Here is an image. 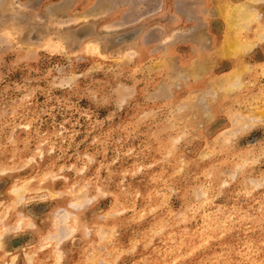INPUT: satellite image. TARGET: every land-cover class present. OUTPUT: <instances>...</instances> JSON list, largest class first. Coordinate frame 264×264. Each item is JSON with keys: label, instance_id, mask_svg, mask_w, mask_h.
I'll use <instances>...</instances> for the list:
<instances>
[{"label": "rangeland", "instance_id": "obj_1", "mask_svg": "<svg viewBox=\"0 0 264 264\" xmlns=\"http://www.w3.org/2000/svg\"><path fill=\"white\" fill-rule=\"evenodd\" d=\"M0 13V264H264V0Z\"/></svg>", "mask_w": 264, "mask_h": 264}, {"label": "bare ground", "instance_id": "obj_2", "mask_svg": "<svg viewBox=\"0 0 264 264\" xmlns=\"http://www.w3.org/2000/svg\"><path fill=\"white\" fill-rule=\"evenodd\" d=\"M219 7V6H218ZM216 7H214V10L216 11L215 9ZM228 10V9H227ZM226 10V12H227ZM250 11V10H248ZM212 12V11H211ZM223 13V12H222ZM228 16L230 18L229 21H232V19L234 18L236 20V22H240V21H245L246 22V19H247V15H245L243 13V7L242 6H238V7H234V9L232 11H230L228 13ZM227 17V16H226ZM228 18V19H229ZM227 19V18H226ZM244 46L238 44L237 42L233 41V40H230L229 37L227 38H224L222 40V43L221 45L219 46L218 48V53L220 55H229V56H233L235 52H241L242 50H244ZM222 57V56H220ZM240 70V69H239ZM242 71V70H241ZM239 71H235L234 72V76L235 78L237 77V74H238ZM237 80V79H236ZM237 85V84H236ZM213 87H215L213 85ZM217 91V90H216Z\"/></svg>", "mask_w": 264, "mask_h": 264}, {"label": "water", "instance_id": "obj_3", "mask_svg": "<svg viewBox=\"0 0 264 264\" xmlns=\"http://www.w3.org/2000/svg\"><path fill=\"white\" fill-rule=\"evenodd\" d=\"M3 1L4 0H0V9H1V7H2V4H3ZM1 14V13H0ZM0 16H2V15H0ZM0 25H1V22H0ZM92 27H91V24H88V25H82V26H80V27H78V28H76V29H73L72 31H71V35H72V37H74L76 40H82L83 38H85V37H87V36H89V35H92L93 33H92V29H91ZM79 30H88V32H87V34L84 36V37H82L81 39H77L76 37L77 36H75L76 35V33L75 32H78ZM130 32H136V36H135V38H133L132 40H128V39H125L124 41H119L118 43H110L109 41L111 40V39H115V38H117L118 36H120V35H126V34H128V33H130ZM140 32H141V28L138 26V27H134V28H130V29H127V30H124V31H121V32H119V33H117L115 36H113V37H110V38H105L104 40L107 42V46H106V48L107 49H110V48H114V47H117V46H119V45H121V44H128V43H130V42H133L134 40H136V38L140 35ZM30 40H38L39 39V37H38V34L35 32V31H32L30 34H29V37H28Z\"/></svg>", "mask_w": 264, "mask_h": 264}]
</instances>
